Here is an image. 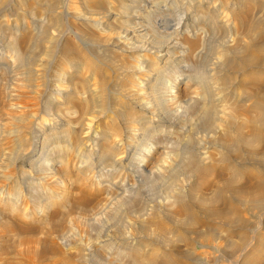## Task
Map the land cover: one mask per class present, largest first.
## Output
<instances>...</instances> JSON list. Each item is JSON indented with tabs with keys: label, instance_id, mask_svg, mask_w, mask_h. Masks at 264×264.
Masks as SVG:
<instances>
[{
	"label": "rangeland",
	"instance_id": "obj_1",
	"mask_svg": "<svg viewBox=\"0 0 264 264\" xmlns=\"http://www.w3.org/2000/svg\"><path fill=\"white\" fill-rule=\"evenodd\" d=\"M81 1L0 0V264H146L148 251L154 252L156 259L161 258L155 259L154 264H166L162 261L163 251L188 250L171 230L175 220L182 218L177 194H187L195 181L189 165L187 168L186 144L204 150L200 162L215 168L201 188L203 195L210 196L227 172L221 168L228 163L220 161L223 154L220 141L227 131L223 130L237 124L245 128L247 116L256 112L251 107L252 100L241 101L251 93L250 89L233 86V79L224 77L228 69L223 63L233 59L230 50L245 47L256 38L247 29L254 21H264V0H244L250 2H247L249 9L245 7L248 12L245 8L242 10L249 19L248 25L232 16L225 4L229 0H149L147 6L153 9L144 13L142 23L148 32L137 36L140 39L135 37L131 44L119 47H130L133 54L101 51L105 36L117 37L127 28L120 18L107 19L103 15L112 11L130 16L134 10L130 9L132 4L123 7L126 0H116L118 3L105 0L101 8L93 10ZM211 5L213 10L207 9ZM88 13L93 16L89 17ZM187 19H197L196 26L191 33L180 36L182 22ZM245 25L249 27L245 29ZM85 29L93 32L87 33ZM171 35L181 37L179 41L186 46L185 53L180 63L164 70L166 73L163 71L160 81L154 85L147 68L157 71L161 63L148 50L156 41ZM71 42L79 45H76L78 48H73ZM70 47L73 48L70 54L78 59L83 52L95 62L105 56L112 63L125 64V69H130L123 74L120 84L110 82L106 91L109 98H116L114 93L121 89L122 95L118 94L124 103L109 99L106 108L97 103L92 107L95 106L92 98L102 87L101 77L84 65L66 62L62 53L65 55L64 50ZM219 67L226 68L225 72ZM146 84L154 88L150 94L142 95L141 87ZM206 106L216 109L211 111L214 118L212 115L208 123L203 120ZM140 108H148L149 113ZM112 110L117 113L118 127L123 125L120 129H110L113 128ZM127 113L130 116L135 113L134 118ZM152 113L155 114L151 116ZM158 113L172 122L171 131L166 132L162 127L155 129L154 123H149ZM227 119L237 122L231 125ZM135 124H140L139 128ZM146 124L154 130L150 129L145 142L132 151L130 145L136 133ZM103 128H109L108 132L102 133ZM247 129L242 130L243 134L249 135ZM261 145H256L255 151H259V158L264 161ZM132 153L135 164L128 162ZM140 155L151 156L147 168L141 166ZM243 157L249 161L253 158ZM116 158H122L120 164L124 165L114 164ZM164 216L171 226L166 224L169 220L165 222ZM244 217L251 218L248 213ZM253 219L250 220L258 226V222L264 221V214ZM218 221L215 219L214 223L217 225ZM261 227L260 224L257 229ZM205 232L204 226L201 227V233ZM190 234L187 231L188 239L194 243L195 236ZM149 242L155 243L154 248H150ZM194 246L191 256L197 260L196 264H233L220 250ZM226 253L230 254V249Z\"/></svg>",
	"mask_w": 264,
	"mask_h": 264
},
{
	"label": "bare ground",
	"instance_id": "obj_2",
	"mask_svg": "<svg viewBox=\"0 0 264 264\" xmlns=\"http://www.w3.org/2000/svg\"><path fill=\"white\" fill-rule=\"evenodd\" d=\"M82 1L84 2L83 4H85L87 7H89V9H93L94 10V8L95 9L96 8H101L102 5L104 4L103 2L105 0H82ZM109 1H111V0H109ZM249 1H247V2H249ZM111 2H113V0ZM247 2L244 1V0H229L225 4H227V8H229L232 16L235 19L240 20V22L241 21H245L246 22L249 19H248V17H246L244 15L242 10L245 7L247 9H249V7H247V6L250 4V2H249V4ZM262 2H264V1H262ZM125 3L127 5L123 3L124 4L123 7H126V6L130 7V4H132L130 9H132V8L134 9L130 16L129 15L125 16V14H124V16H120L117 13L116 14L111 13L112 11L111 12H109V11L107 12L106 11L107 13H105L103 15V17H105L107 19L110 16H113L116 20L120 18L121 22H123V23H125L127 25V28H124L121 32H119V36L116 35L117 37L112 38V37L105 36V40H103L104 45H102L103 48L101 50L102 52L103 51H111V52L121 51V52H126V53H131L132 52V54H133V50L130 47L119 48V47H122V46H120V44H124V45H125V43L131 44L132 40H135V37H137V36L140 37V36L144 35L146 32H148V31H146L147 27L145 25H143L142 23L144 22V13H150L152 11L151 9H153V8H150L149 6H147V4H149V0H126ZM213 5L208 6V7L206 6V7H207V9H212L214 7ZM258 5L259 6L262 5V3H260ZM247 9H246V12H248ZM124 10H122V11H124ZM256 10H258V9H256ZM87 11H89V10H87ZM75 13H76V15L78 14L77 12H75ZM90 13H88V16H89ZM242 13H243V15H242ZM220 14H221V12H220ZM88 16H86V17H88ZM92 16H89V17H92ZM200 18H202V17H200ZM60 19L58 21L62 20V19L61 20ZM222 19H223V17H222ZM196 20L197 19H187L186 22H184V23L182 22L181 29H180V36L185 34V33L190 32L193 28H195L196 23H197ZM224 20H226V19H224ZM80 22H82V21L80 20ZM80 22H78V23H80ZM88 22L92 23L90 20H88ZM129 22L131 23V27H129V24H130ZM245 22H243V23L244 24L248 23V22H246V23ZM61 24H62V22H61ZM86 24H88V23H86ZM122 25H124V24H122ZM76 26H80V25H76ZM83 26H84V24H83ZM223 26H224V24H223ZM227 26L228 25L226 24V27ZM249 26H251V27H250V29H247V30H250L251 32H253V34L255 35L256 38L254 40H251L248 45L246 43L245 44L246 46L242 47V48H236V49H233V50L229 51V49H228L229 47H228L227 50L229 51V54H230V56L233 59H226V60H224L225 62L223 63L225 65V67L228 69V71H226L227 75H225L224 77L226 79L231 77V79H233V82H232L233 86L234 85H240V87L243 86V87L247 88L248 90L250 89V91H251L250 94H248L243 99H241L242 102L243 101L246 102L247 100L248 101L252 100L251 107H253L255 109V111H256L253 116L251 114H249L251 116L248 115V112H249L248 110L246 112L244 111L246 113V115H248L245 122L247 124L246 127L248 128L247 130L249 131L247 133H249V135H247V134L245 135L242 132V130H244L246 127L244 128L241 125L239 126V124H237L238 126H236V127H232V128L228 127L227 128L228 125H226V123H225L227 129H224L223 131H225V130H227V131H225V133H226L225 135L226 136L224 137V139L222 138L221 141H220V144H221V146L223 148V152L221 151L223 153L222 154V158H220L222 160H220V161H221V164H223L224 162H227L228 164H227V166H223V167L220 166V167H222L221 168L222 170H225L227 172H226V176H224L221 179V181H219L221 185L218 184L219 186L217 185V188H215L213 190V192H212V194L210 196H205V195H207V193H204L205 195H203L202 194L203 192L201 193V188H202V186H204L205 180H206V178H208L207 176L210 177L209 174L215 168L211 167L212 166L211 164H210L211 166L210 165L204 166L200 162L201 161L200 158L202 156V151L204 152V150L199 151L198 148L192 147L193 145L190 146L189 144H186L185 147H187L189 149V150H187L189 152V157L187 159V168H188V165H189V170H190L191 174L195 177L194 178L195 181L192 184V186H191V188H190V190H189V192L187 194H184V196H182L183 194H177L176 200L179 203L178 204V206H179L178 209H180V212L182 214V218L180 220H175V225H173L174 228L171 229V230L174 233H176V235H177L176 238H177L178 241L184 242L185 245L188 246V250H187V252H182V251H180L179 249L176 248L174 250L172 249V251H170V252L163 251L162 261L165 262L166 264H196L197 260L195 258H193L194 256L193 257L191 256V254H192L191 250H193L195 248V246H194L195 244L198 247L209 248L212 251H214V250L222 251V253L225 255V257L226 256L229 257L230 260L233 262V264H264V221L261 220L260 222H258V226H257V225H255L256 222H255V224H253V222L250 220L251 218L253 219V218H256V217H261L264 214V161L261 159V157L259 158V156H261V154L258 153L259 151H257V152L255 151L258 148V147L256 148V145L258 146V144L259 145L262 144L264 146V88H263L264 86L262 87V83H264V65H263V63H264V21L259 19L258 21H254ZM249 26L245 25V29H246V27L248 28ZM92 28L93 27H91V29ZM94 28L96 29V27H94ZM94 28L92 30H94ZM89 29H85V32H87V33L93 32V31H91ZM245 29H243V30H245ZM110 33H108V35H110ZM160 34H161V32H160ZM173 36L172 35L169 36V37L167 36V38H165L163 40L161 39V41H156L155 45L151 46L149 48V50H148V52H150V54H152L153 57L157 58L159 60V62L161 63L160 67L157 68V71H155L153 69L155 72L152 71V68L151 69L147 68V71L150 72V75H151V76L150 75H147V76H150L149 80L153 81L154 85H155V83H158L160 81L161 73L164 70H166L168 67L175 66L179 61H181V59H182V57H183V55L185 53L186 46L181 41H179V39L181 37L177 38V37H173ZM139 37H137V38H139ZM147 40L145 42H147ZM66 41L68 43V39ZM148 41H150V40H148ZM53 42H55V41L53 40ZM64 43H66V42H64ZM72 44L75 46L73 48H76L77 46H79L77 44H76L77 45L76 46L73 42H71V45ZM55 45L53 44L54 47H55ZM66 45H68V44H66ZM68 48H69V46H68ZM73 48L70 47V49H66V50H68L67 52H66V50H64L65 51V53H64L65 55H63V53H62V56L65 57L64 60L66 62H68V63H72L73 62V64H72L73 66L75 64L82 65V66L84 65L87 69H89L91 71V73L99 74L100 77H101V86L102 87L98 88L100 90V92L97 95H95L96 97L92 98V99H94V103H95L94 104L95 106H92V107H96L97 104H98L99 106H102V107L106 108V107H108V106H106L107 103L111 99H112V101H114V103L115 102H119V103L123 102L124 99H122V97L120 96L122 94H120L121 92H119L121 89L119 90L117 88L118 86L116 87V89H118V93L120 95L115 91L116 93H114V94H116V98H109V95L107 94L108 92H106V91H108L107 87L109 86L110 82L114 83L115 85H117L118 83L120 84V81H121V78L123 77V74L128 72L130 69L129 70L125 69V68H127V67L124 66L125 64L123 66H120V65H117L115 62L112 63L111 61L108 60V59H110L108 56H107L108 58H106L105 56L104 57L102 56V57H100V61H96L95 62V61H92L91 59H89L87 57V55H84V52H83V54L81 52L82 56L78 55V57L80 56V59H78L77 57L73 56L74 55L73 53H72L73 55L70 54L71 53L70 50L73 49ZM224 50H226V49H224ZM51 51H53V49L49 50L47 55ZM60 51H63V50H60ZM78 52H80V51H78ZM137 52H139V51H137ZM86 53L87 52H85V54ZM222 53H223V51H222ZM224 53H225V51H224ZM53 55L54 54H52V56ZM104 55H106V54H104ZM124 55H126V54H124ZM224 55H226V54H224ZM125 62H126V59H125ZM143 62H144V60H143ZM121 63H124V61L121 62ZM65 64L69 65L67 63H65ZM131 67H133V66H131ZM140 67H142V65ZM222 68L219 67L220 70H223V71H224V69L226 70V68H224V69H222ZM132 69H134V68H132ZM136 71H138V70H136ZM140 72H142V70ZM57 73L60 74L61 72H57ZM165 73H163V74H165ZM66 74H68V72H66ZM127 74H126V76H127ZM55 75H57V74H55ZM127 78H128V76H127ZM179 79H183V78H179ZM226 79H224V80H226ZM220 80H223V79H220ZM227 81H226V83H224L223 81L222 82L227 85L228 84ZM229 82H230V80H229ZM98 84H99V82H98ZM154 85H149V86L147 84L145 86L143 85L141 87L142 90H140L141 91L140 94H142V95L150 94V92L154 88ZM99 86H100V84H99ZM123 88L126 89L125 87H123ZM183 88H180V90L183 89ZM96 89H97V87H96ZM127 90H126V93H127ZM93 92H95L94 89H93ZM94 94H92V95H94ZM127 94H130V93H127ZM180 94H182V91H181ZM89 95H91V94H89ZM134 95H135V93H134ZM138 95H139V93H138ZM91 96H89V97H91ZM144 99H145V96H144ZM90 100H91V98L89 99V102H90ZM92 102H93V100H92ZM126 103H128V102H125V106L127 107ZM89 104L91 105V102ZM145 106H146V104H145ZM208 106H206V107H208ZM123 107H124V105H123ZM115 108L116 107H114V109ZM140 109H141V111H144L145 113H149L148 112L149 111L148 108H140ZM107 110H108V108H107ZM109 110H110V108H109ZM212 110H210L209 107L205 109V111L203 113L204 122L208 123V121L210 120V118L213 115L212 114L213 112H211ZM104 111L106 112V110H104ZM126 111H127V109H126ZM213 111L216 112V109L213 110ZM253 112H254V110H253ZM100 113H101V111H100ZM112 113H114L113 114L114 116H112L113 121L110 122V123H112V127L113 128H110V129H114V128L120 129L119 127H120L121 124L119 122L120 125L118 127L117 121H116V117H115L117 113L115 111H113ZM129 114L127 116H130ZM134 114H132V116H130V117H133ZM154 114L152 113L151 116H153ZM126 115H124V116H126ZM215 115H216V113H215ZM127 116H126L125 119L128 118ZM117 117H119V116H117ZM133 118H130V120L133 119ZM213 118H214V115H213ZM123 119H122V121H124ZM230 119L229 120L227 119L226 121L227 122L228 121L231 122L230 123L231 125L234 122H237V120L239 121V118L238 119L236 118L237 119V120L235 119L236 121L233 119L234 122L230 121ZM150 120H152V121H149V123L150 122L154 123V128L155 129L157 127H162V129L166 130V132H169L174 127L172 122L166 120L165 119V115L160 116V113H158V115L156 114V117H154V118L151 117ZM215 120H216V116H215V119H212V121L214 122ZM128 123H125V124H128ZM131 123H134V122H131ZM131 123L129 124L130 126L132 125ZM137 124H135V125H137ZM122 126L123 125H121V127ZM139 126H140V124H139ZM139 126L137 125V128H139ZM204 126L205 125H203V127ZM133 127H134V124H133ZM133 127L131 129H133ZM210 127L212 128L214 126L210 125ZM154 128H153V126H150V124H148V125L146 124V126L143 127L141 132H139V133L137 131H136L137 133L134 132L136 129L134 131H131V132H134V134L136 133V137L132 141V145H130V146H132L131 150L135 151L136 147L138 146V144H142V142H145L146 137L149 135L150 129L154 130ZM242 128H244V129H242ZM108 129L109 128H106V129L102 130V133H103V131H104V133H107ZM123 130H125V129H123ZM151 133H153V131ZM244 133H246V132H244ZM153 136H154V134H153ZM221 137H219L218 139H220ZM15 142H17V140ZM218 143H219V141H218ZM129 144H131V143H129ZM145 145H147V144H145ZM262 145H261V147H262ZM217 146H219V145H217ZM147 149H148V147H147ZM127 150H128V148H127ZM103 154L106 155L105 153H102V155ZM133 154L134 153H132L130 155V158L128 159L129 163H132L134 161L135 157H133ZM145 154H148V153L145 151ZM245 155L249 156L250 158L253 156L252 160H250V161L249 160H244L243 156H245ZM110 156H111V154H110ZM104 157H106V156H104ZM141 157H142L141 158V162H142L141 166L144 167V168L145 167L147 168V166L150 163V160H152L151 156H150V158L149 157L147 158L144 155H142ZM122 161H123L122 158H116V159H114L113 163L114 164H120ZM202 161H203V159H202ZM222 161H223V163H222ZM122 164H120V165H122ZM179 167H181V166H179ZM182 170H185V169H182ZM170 176H171V174H170ZM189 176H190V173H189ZM193 176H192V178H193ZM205 186H207V185L205 184ZM204 188H206V187H204ZM246 213H248L250 215V217H251L250 219L244 217V214L246 215ZM168 215H169V213H168ZM166 216H164V218ZM157 217H160V216H157ZM157 217H156V219H157ZM162 217H163V215H162ZM166 219H168V218L164 219L165 222L167 221ZM215 219L219 220L218 221L219 224L216 225L214 223ZM160 220H157V221L160 222ZM157 221H155V223ZM253 221H254V219H253ZM162 223H164V222H162ZM168 223H170V220L166 224H168ZM260 224L262 226L261 229H257ZM167 226L169 227V225H167ZM167 226H165V227L168 228ZM170 226H171V223H170ZM203 226H204V229L206 231L204 234L201 233V227H203ZM142 227H143V225H142ZM145 227L147 228V226H145ZM157 227L162 228L159 225ZM170 228H168V229H170ZM171 230H168V231L170 232ZM187 231H190V233H191L190 236L192 234L195 236L194 238L197 240V242H196V240L194 239V243L195 244L190 239H188V237L186 235ZM221 233H225L224 236L221 235ZM161 235H160V237H161ZM232 237H234V238H232ZM230 238H232V239L237 238L236 240H238V241L237 242L234 241V240L232 241ZM160 240H161V238H160ZM159 243H160V241H159ZM154 244H155L154 242H152V243L149 242V245L151 246L150 248H154V246H155ZM168 246H169V244H168ZM168 246L166 244V247H168ZM166 247H165V249H166ZM229 249H230V254H227L226 251L229 250ZM147 254H148V256L145 257L146 264H154V260L156 259V256L154 255V252L148 251ZM154 256H155V258H154ZM142 257H143V255H142ZM140 259H141V261L143 260V258H140ZM158 259L160 260L161 258L158 257ZM158 259H156V260H158Z\"/></svg>",
	"mask_w": 264,
	"mask_h": 264
}]
</instances>
